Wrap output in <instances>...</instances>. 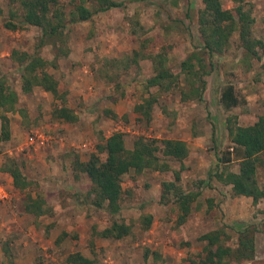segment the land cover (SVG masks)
I'll return each mask as SVG.
<instances>
[{
    "label": "rangeland",
    "instance_id": "1",
    "mask_svg": "<svg viewBox=\"0 0 264 264\" xmlns=\"http://www.w3.org/2000/svg\"><path fill=\"white\" fill-rule=\"evenodd\" d=\"M59 1L67 7L73 3ZM114 1L128 3L68 27L64 45L68 55L56 59V68L48 69L59 82V92L66 93V105L78 116L76 123L67 124L51 119L50 112L59 105L51 94L41 88L22 93L20 67L11 58L13 51L37 52L52 61L56 50L50 45L37 49L40 30L22 22L17 3L0 0V78L18 96L16 110L7 114L10 139L0 142V264H62L75 252L95 264H189L188 257L202 250L197 242L200 235L221 226L242 231L251 225L258 229L255 257L241 264H264V203L254 205L250 198L232 196L231 188L215 176L225 165L216 155L232 149L226 119L233 116L238 125L247 126L264 116V57L248 59L234 34L229 48L212 58V73L205 78L207 108L194 100L182 102L178 90H147L153 63L140 58L137 65L129 62L125 68L134 51L165 53L174 74H179L180 64L191 53H200L206 63L209 60L201 50L197 29L201 0ZM220 1L224 9L235 6L231 0ZM245 9L254 19L253 37L264 42V0H249ZM180 81L182 86V76ZM227 83L245 98L244 106L225 111L219 104L220 90ZM150 95L157 96L158 102L147 123L133 109ZM116 132L123 133L127 149L139 136L181 140L188 157L182 165L169 161L167 172L125 175L121 211L111 217L91 205L90 181L74 174L71 166L75 155L86 161L98 143ZM10 162L20 167L30 183L26 191H14L12 178L1 170ZM227 167L238 171L236 161ZM179 170L182 190L199 193L181 226L176 225L179 210L173 198L168 204L160 202L161 183L174 181ZM257 179L263 186L264 161ZM200 180L204 183L198 185ZM26 195L42 197L51 215L26 214ZM144 215L153 218L147 231L141 226ZM114 218L130 225L132 234L123 240L94 234L110 226Z\"/></svg>",
    "mask_w": 264,
    "mask_h": 264
},
{
    "label": "trees",
    "instance_id": "2",
    "mask_svg": "<svg viewBox=\"0 0 264 264\" xmlns=\"http://www.w3.org/2000/svg\"><path fill=\"white\" fill-rule=\"evenodd\" d=\"M13 1L22 10V22L40 30L36 48L50 45L56 50V58L52 61L43 59L37 52L34 54L12 52L11 58L20 67L22 93L28 95L35 88H41L59 102V105L50 112L51 119L67 124L76 123L77 114L66 105V93L59 92V82L48 72V69L56 68V59L68 55V49L64 48V45L66 30L69 26L90 21L96 14L124 7L128 2L73 0L70 7H67L59 0ZM140 1L144 0H130L131 3ZM231 1L235 6L232 9H224L220 0H201L202 9L198 12L197 29L201 38V50L209 58L207 63L200 53L194 52L180 64L179 74H174L166 64L165 53L150 55L134 51L132 59L126 62L125 68H128L130 63L137 65L140 58L151 59L153 75L146 80L147 90L156 89L158 93L178 90L182 102L194 100L207 108L205 78L212 73V58L223 54L229 48L234 34L238 35V44L248 59L260 61L264 57V42L253 37L254 19L250 9H245L249 0ZM6 26L14 28L10 23ZM181 76L183 77L182 86L180 85ZM17 102L18 96L15 91L0 78V142H7L10 139V121L7 114L16 110ZM157 102V96L150 95L135 105L133 110L141 116V120L149 123ZM218 102L225 111L246 104L245 98L237 94L231 83L223 85ZM21 114L25 116L24 112ZM225 127L232 149L231 152L227 151L222 156L216 155L217 161L225 164L221 172L216 173L217 180L229 186L234 197L250 198L254 205L264 203V185L261 186L257 179L258 167L264 161V116L258 117L253 124L247 126L238 125L236 117L230 116L226 119ZM212 131L214 132L213 127ZM187 157L188 148L181 140H158L139 136L134 140L132 148L127 149L123 133L116 132L107 137L103 143H98L86 161H80L75 155L71 168L74 174H83L90 181L91 188L88 195L91 205L96 209H104L111 217H115L121 211L122 180L125 175L131 171L137 174L144 171L167 172L170 170L169 161L182 165ZM232 161L238 163L237 172L228 170L227 166ZM1 170L7 172L12 178L14 191L24 192L30 186L16 163L10 162L1 167ZM179 181L180 170L174 172V181L161 183L160 197L162 204H168L170 198H173L179 210L177 226L185 223L191 213V205L199 195L195 190L183 191L178 184ZM202 183L204 181L200 180L198 185ZM25 198L23 208L26 214L34 217L51 215V209L46 206L42 197L26 195ZM152 221L151 215L142 216V230L147 231ZM262 224L264 225V219ZM257 230L253 225L246 226L242 231L228 230L227 227L221 226L206 232L197 238V242L203 245L201 252L190 255L188 263L250 262L255 257ZM94 234L102 239L123 240L132 234V228L114 218L110 226L101 231H94ZM148 253L149 251H146L144 259H147ZM151 254L156 257V260L160 258L155 251ZM7 264L14 263L10 261ZM62 264H95V261L80 252H75L69 254Z\"/></svg>",
    "mask_w": 264,
    "mask_h": 264
}]
</instances>
